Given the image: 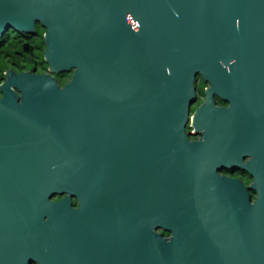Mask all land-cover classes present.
<instances>
[{
    "label": "water",
    "instance_id": "obj_1",
    "mask_svg": "<svg viewBox=\"0 0 264 264\" xmlns=\"http://www.w3.org/2000/svg\"><path fill=\"white\" fill-rule=\"evenodd\" d=\"M38 13L49 73L73 74L59 87L8 72L1 87L0 264H66L85 229L117 246L113 264H264V0H39ZM197 75L210 87L190 114ZM188 128L225 133L253 183L198 185Z\"/></svg>",
    "mask_w": 264,
    "mask_h": 264
},
{
    "label": "flooded vegetation",
    "instance_id": "obj_2",
    "mask_svg": "<svg viewBox=\"0 0 264 264\" xmlns=\"http://www.w3.org/2000/svg\"><path fill=\"white\" fill-rule=\"evenodd\" d=\"M39 0H0V99L3 96L1 87L7 79V73L12 76L21 73L32 75L49 74L53 76L59 87L69 83L73 70L68 72L49 73V66L45 62L44 53L46 49L45 33L47 28L39 20ZM28 27L29 31L23 32L16 27ZM210 87L209 83H204L199 75L196 76V101L191 107L192 114L204 101L205 91ZM13 91L19 95L16 88ZM216 107L228 108L230 103L223 101L216 94L213 95ZM256 113L254 121L259 129L260 139L264 137V87L255 94ZM208 134V135H207ZM185 135L190 143L194 144L195 164L192 169V176L198 185H213L217 182L212 178H222L236 181L240 186L248 188L253 183V178L246 170V165L251 160V155L247 152L233 164L227 162L226 155L231 148L230 141L225 133L210 132L204 134L202 131H185ZM210 136L214 140L211 144L205 142L204 137ZM255 199V193L248 192ZM63 196H55L51 201H60ZM80 202L76 197L70 198V209L77 211ZM95 208L98 209L97 206ZM113 212V207H111ZM99 210V209H98ZM100 216H102V211ZM83 216L94 215L85 213ZM85 229L76 236L68 237L66 253V264H113L115 261V249L117 246H110L100 231ZM162 239L169 240L172 236L168 231L160 228L154 230ZM71 235V234H70ZM104 250H110L105 252ZM8 259H3L2 264H22L19 254L11 253ZM29 264H38L32 262Z\"/></svg>",
    "mask_w": 264,
    "mask_h": 264
},
{
    "label": "trees",
    "instance_id": "obj_3",
    "mask_svg": "<svg viewBox=\"0 0 264 264\" xmlns=\"http://www.w3.org/2000/svg\"><path fill=\"white\" fill-rule=\"evenodd\" d=\"M187 131H190V129L188 128Z\"/></svg>",
    "mask_w": 264,
    "mask_h": 264
}]
</instances>
